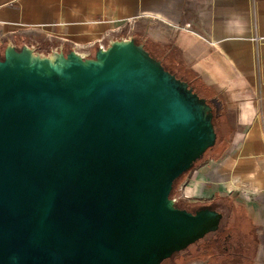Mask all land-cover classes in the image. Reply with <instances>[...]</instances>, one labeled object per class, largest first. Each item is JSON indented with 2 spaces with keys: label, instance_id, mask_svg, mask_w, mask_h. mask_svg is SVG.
<instances>
[{
  "label": "water",
  "instance_id": "95a60500",
  "mask_svg": "<svg viewBox=\"0 0 264 264\" xmlns=\"http://www.w3.org/2000/svg\"><path fill=\"white\" fill-rule=\"evenodd\" d=\"M212 108L133 36L94 53H0V264H162L215 232L173 182L216 134Z\"/></svg>",
  "mask_w": 264,
  "mask_h": 264
},
{
  "label": "crops",
  "instance_id": "0c3cea01",
  "mask_svg": "<svg viewBox=\"0 0 264 264\" xmlns=\"http://www.w3.org/2000/svg\"><path fill=\"white\" fill-rule=\"evenodd\" d=\"M128 35L168 53L219 100L226 149L180 190L189 199L229 197L252 221L255 264H264V0H0V53L8 42L94 53Z\"/></svg>",
  "mask_w": 264,
  "mask_h": 264
},
{
  "label": "trees",
  "instance_id": "16d2710c",
  "mask_svg": "<svg viewBox=\"0 0 264 264\" xmlns=\"http://www.w3.org/2000/svg\"><path fill=\"white\" fill-rule=\"evenodd\" d=\"M145 49L150 53L151 56L154 58L158 59L161 61V64L164 66L165 69L169 70L171 73H174L176 77H179L189 83V85L193 88V91L196 92L200 97H204L207 101V103L211 106L212 108V123L214 126L216 138L214 145L210 148H208L204 154L196 160L192 167L184 172L182 175H180L177 179L174 180L172 190L170 193V197L173 196L174 191L178 189V185L180 182H183L190 172L202 161L211 159V158H218L220 157L223 152L226 149V142H227V137H228V132L222 130V126L224 124V114L223 110L221 108V104L219 100L217 99L216 96L212 94L209 90L205 89L202 87L200 84H196L194 81L188 80L183 72L182 69L180 68V65L172 60H169L170 56L168 53H164L165 51L159 53V48L158 47H152L148 44L145 43L144 45ZM159 50V51H158ZM163 55V56H162ZM172 57V56H171ZM225 132L226 135L223 133ZM224 136L222 137L221 134ZM222 138V139H221ZM200 161V162H199ZM199 162V163H198ZM198 163V164H197ZM230 201L229 197H224V196H218L214 198H210L207 201H203L202 199H184L181 198L178 202L177 205L180 208H185L189 211H194L198 208L202 207H209L211 209L215 210H222V206L226 207L227 204H229L228 208L226 207V214L229 215L230 220L233 221L238 227H240L241 234L248 236L249 232H245L241 229V219H240V214L239 210L237 207L231 208L233 203ZM234 206V205H233ZM252 233V231H250ZM217 235V234H216ZM189 247V246H188ZM192 251H189V248H186L180 252L174 253L170 258L166 259L165 261L171 260V259H184L185 256H187L189 253ZM164 261V262H165Z\"/></svg>",
  "mask_w": 264,
  "mask_h": 264
},
{
  "label": "flooded vegetation",
  "instance_id": "af4514ba",
  "mask_svg": "<svg viewBox=\"0 0 264 264\" xmlns=\"http://www.w3.org/2000/svg\"><path fill=\"white\" fill-rule=\"evenodd\" d=\"M217 211L223 216L218 229L187 247L189 251L199 255L202 264H255L254 236L242 235L229 215Z\"/></svg>",
  "mask_w": 264,
  "mask_h": 264
},
{
  "label": "rangeland",
  "instance_id": "374dc122",
  "mask_svg": "<svg viewBox=\"0 0 264 264\" xmlns=\"http://www.w3.org/2000/svg\"><path fill=\"white\" fill-rule=\"evenodd\" d=\"M128 25H131L130 24V22H129V24ZM4 49V48H3ZM3 49L1 50V53L3 52ZM226 132V131H225ZM225 132H223L225 135H226V133ZM221 134V133H220ZM221 136L223 137L224 135L223 134H221ZM222 139V138H221ZM200 162V161H199ZM198 162V163H199ZM197 163V164H198ZM201 163V162H200ZM182 183L183 182H180L179 183V185H178V189L176 190V191H174V194H173V196H175L176 197V199L179 201L181 198H184V199H189V198H185V196H183V194H182V192H181V190H180V188H181V186H182ZM203 201H207L208 199H202ZM232 204V203H231ZM234 205V204H233ZM232 205V207L231 208H234L235 207V205L233 206ZM228 206H229V204H227V208H228ZM226 207H223L222 206V210L226 213ZM241 229L243 230V231H245V232H249V236L251 235V236H253V232H254V228H253V224H252V221H250V219L249 218H244V219H242L241 220ZM250 231H252V233L250 232ZM253 240H254V246L256 247V254H257V251H258V247H259V239H257V238H254L253 237ZM201 257L199 256V255H194V253H189L187 256H185V258L182 260V259H171V260H168V261H165V262H163V264H202V262H201ZM255 262H256V260H255Z\"/></svg>",
  "mask_w": 264,
  "mask_h": 264
}]
</instances>
